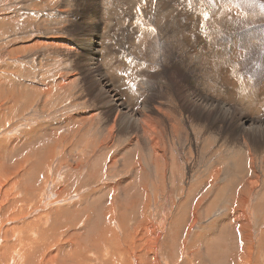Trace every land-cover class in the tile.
Returning a JSON list of instances; mask_svg holds the SVG:
<instances>
[{
    "label": "bare ground",
    "instance_id": "1",
    "mask_svg": "<svg viewBox=\"0 0 264 264\" xmlns=\"http://www.w3.org/2000/svg\"><path fill=\"white\" fill-rule=\"evenodd\" d=\"M25 1L31 5L29 12L33 14L9 17L8 31L13 34L15 30H18L17 25H20L22 21L19 17L25 22H37L39 31L34 36L29 34V37H10L11 39L7 40L8 49L5 50L7 56L11 61L36 57L50 62L52 66L56 65V61L62 63L63 66L57 74H54L48 85L38 84L37 87L18 88L13 80H9L5 89L7 104L5 109L0 108V118L7 114V110L11 111L20 107L19 100L26 90H35L38 98L43 91H47L49 98L55 95L53 86L57 90L68 87L66 89L69 93V89L75 86V98L78 93L82 94L81 91H84V94L88 93L90 98L81 100V104L78 103L79 106L77 103L68 105V112L64 114L65 119L60 120L58 125L66 123L69 128L73 129L77 125L69 135L71 138H67L70 146L72 143L76 146L82 145L79 139L82 135L89 139L85 140L86 148L89 146L97 149L113 148L109 156L110 169L119 176L107 177L106 182L98 187L110 191L112 197L109 194L110 197L105 200L103 225L97 231L99 237H94L92 244L89 245L93 251L92 255L85 248L81 249L79 258L88 264H129V259L133 261L131 264H157L156 242L151 244L147 254L145 252L140 254L137 251L132 254L127 250L134 241L132 240L134 235L130 229L132 226L136 225L132 227V230L142 226L143 231L146 232L151 228V230L157 228L152 222L151 215L146 216L148 208H140V215L139 212L137 215L131 211L127 215L130 220L129 224L124 226L122 225L123 211L121 219L119 216L115 224L114 211L120 208V205L115 207L116 204L112 198L117 197V191L122 182L125 183V187L138 184L144 187L143 184L147 181L143 175L146 173L151 175V179L148 180L150 186L157 188L160 185L163 189L170 183L168 173L170 175L179 173L182 177L188 175L180 171L177 163L174 165L176 158L170 150L172 141L177 144L179 150H186L190 154L191 149L193 151L197 148L201 158L212 160L209 166L198 170L196 177L205 183L201 188L197 187L200 194L198 199L204 197L207 192L210 196L201 199L189 213L177 218L176 221L180 224H178L179 228L174 225L175 235L181 228L184 232H191L189 226H194L196 212L201 211L206 201L218 200V196L229 195V192L234 191L233 200L242 201L240 191L254 195L256 188L260 185L263 188L261 192L264 194V87L257 88L252 80L249 81V85L241 82L238 74L240 67L233 68L240 55L254 48L257 43H264L262 39L264 34L261 37L257 35L251 38L250 33L253 31L251 29L248 34L237 36L235 30L241 24L233 18V10L226 7L223 13L219 10V16L221 15L222 19L216 22L214 16H208L205 8L199 9V17L192 11L193 9L188 10L190 6L184 8V0ZM213 1L215 2L213 8H217L218 1ZM227 2L223 0L222 3L225 5ZM90 3L94 6L93 15L95 14L100 20V26H96L95 21L92 22L87 18V14L91 12ZM43 9L45 16H40L38 12ZM262 9L253 7L248 18L260 19L263 16ZM213 11L215 12L214 9ZM186 14H192L193 17L187 18ZM129 21H135L136 32L143 33L142 42L150 41L147 47H142L145 52L139 57L142 65L139 68L127 57L120 55L114 48L113 42L109 40V33L113 32L117 23L124 25ZM138 23L143 29L139 28ZM97 54H101L100 57H97ZM187 56H190V61ZM84 64L89 66L91 72L97 73L99 78L95 79V76L92 79L86 76L87 79H84L85 84H83L81 75L84 76V74L81 73V67ZM77 65H79V70L74 68ZM98 67L102 71L99 72ZM15 71L11 70L12 73ZM124 73H128L129 76L137 73L139 80L132 79L131 82H127ZM231 79H234V82ZM95 86L98 87L97 90ZM122 95L129 100L127 105H124L126 101ZM2 96L3 90L0 88V99ZM46 101L43 100V104ZM232 105L235 107L233 108ZM82 114L86 117H82ZM252 116L263 119L259 121ZM83 120L85 121L80 123ZM53 137L56 143L62 139L57 134ZM194 138L199 142H194L193 146L191 140ZM8 145L11 153L19 150L20 144L14 138ZM31 148L25 146L22 150ZM54 149L56 146L49 145L42 151L47 154ZM209 150L210 153H208ZM18 155L19 153L16 156ZM44 155L40 152L32 156V161L30 156L19 155L22 158L11 163V170L16 173L20 168L21 176L23 178L31 176L34 182L36 176L41 174V163L44 166L47 160L48 163L50 161L44 158ZM80 165L81 163H78L75 168L80 169ZM88 168L87 166L86 171ZM93 169L95 170V166ZM48 170L47 174L50 172ZM94 170L92 171L94 174L98 173ZM182 177L178 176L179 180L175 177L171 179L177 182V186L179 183L186 185ZM189 181H192L191 177ZM49 182L53 180H48L47 183ZM17 185L13 183L8 187L14 189L15 192L12 200H15L23 191V188L17 190ZM45 185L46 183L44 187ZM26 189L24 194L27 195L29 192L33 198L39 196L40 192L32 194L33 190H28L27 187ZM8 191L4 189L2 199L7 197ZM42 191L45 192L46 188ZM183 193L182 198L185 200L187 190L183 189ZM42 196L40 194V197ZM42 198L45 200L46 197ZM258 198L260 201L263 199L262 196ZM1 201L0 224L4 222L3 220L9 221L11 208L16 207L15 202L1 204ZM1 206L4 208L2 209ZM130 206L129 203L126 208L121 206V209L125 210ZM15 207L13 213L21 215V211ZM78 208V204H75L69 209L64 208V211L71 215L76 211L80 212ZM64 211L63 214H65ZM231 217L234 224L241 225L243 228L248 227L244 214L237 216L236 211L233 210ZM86 218L88 219V216ZM86 218L76 221L77 226H75L81 229ZM182 222L189 223V225L185 227L181 224ZM48 226L36 228L32 225H25L4 230L5 233H2L0 237L1 243L5 242L4 245L0 243V264H85L82 260L74 258L72 254L78 252L77 244L79 243L74 244V250H71L68 244L60 249L52 250L50 246L53 247L61 239H57L56 229L53 228L55 229L53 230ZM7 232H9L8 236ZM28 232L30 234L26 235ZM78 232L79 229H74L72 234L67 233L66 236L69 237L67 240L71 241V236L77 237L75 241L79 240ZM122 232L126 233L124 238L120 236ZM211 232L208 233L212 234ZM17 233L24 243L22 242L17 250L12 251L13 247L16 249V243H14L16 240L13 242L15 245L11 244L13 239L9 243L6 241ZM260 233L264 237V224ZM235 234L236 241L233 243L239 245V248L231 264H264L263 250L261 249L260 252L258 250L261 248L259 242L264 238H258L259 235L256 234L253 241L252 235L241 229H236ZM44 241H47L50 246L42 245ZM138 243L135 246H138ZM190 251L191 255L187 254V257L184 250L183 264H191L195 261V256L192 250ZM217 258L219 257H215V262Z\"/></svg>",
    "mask_w": 264,
    "mask_h": 264
},
{
    "label": "rangeland",
    "instance_id": "2",
    "mask_svg": "<svg viewBox=\"0 0 264 264\" xmlns=\"http://www.w3.org/2000/svg\"><path fill=\"white\" fill-rule=\"evenodd\" d=\"M186 1L184 0L183 2L184 8L190 6L189 8L191 9L188 8V10L193 9L192 11L198 17L200 16L199 9L205 8L204 10L208 13V16H214L216 18V22H219L222 19L221 15L219 16V10H222V13L225 10V7L233 10V18L239 22V24H241V26L235 30L237 36L248 34L251 29L253 30L250 33L251 38H254L257 35L258 37H261L264 34V0H227V5H223V0H217L219 3L217 8H213L215 6V2L213 0ZM20 2L23 3L21 4ZM237 6L240 7L238 8ZM253 7H255V9L263 8V16L260 19L248 18V15ZM19 8L20 10H18ZM90 8L91 12L89 15L87 14V18L90 21H95L94 23L99 24H96V26H100V20L96 18L97 16L95 14L93 15L94 6L91 3ZM29 9H31V5L25 0H0V88L3 90V96L5 97L3 98L2 96L0 99V108L2 109H5V105L7 104V91L5 92V89L9 80H13V83L18 88L31 86L37 87L39 86L38 84H43L42 86L48 85L50 84V80L54 77V74H57L59 69L63 66L62 63L58 61H56L55 66H52L50 62L36 57L33 59H18L17 61H11L7 56L5 50L8 49L7 43L11 38L24 36L29 37L30 35L34 36L37 35V32L39 31V24L37 22H25L23 21L24 19L21 18L23 17L22 15L33 14L29 12ZM38 14L40 16H45L44 9L43 11L38 12ZM14 15H21L19 18L23 22L21 21L20 25H17L18 30H15L12 34V32L8 31L9 26L7 23L9 17ZM186 15L187 18L193 17L192 14ZM135 26V21L126 22L124 25L117 23L113 28V32L109 33V40L113 42L114 48L120 55L127 57L131 62L137 64L139 68L142 66L140 64L139 57L145 52L142 47H147L150 41L142 42L141 38L143 33H137ZM138 26L140 29H143L139 23ZM19 28L22 29L20 30ZM262 39L264 41V37H262ZM100 55L101 54H97V57H100ZM187 57L190 61V56ZM99 67L98 69H100V72L102 70ZM237 67H240L238 74L240 76L239 80L241 82H246V85H249V81L252 80L257 88L264 87V43H257L254 48L240 55L233 66V68ZM74 68L79 70V65L74 66ZM12 69L16 71L12 73ZM81 73L84 74V76L81 75L83 84H85L84 79H87L85 78L86 76L92 79H94L95 76V79L99 78L97 73H94V71L91 72L89 70V66H87V64H84L81 67ZM124 77L127 79V82H131L132 79L139 80L137 79V73H134L133 76H129L128 73H124ZM105 80L107 81L106 78ZM231 80L234 82V79ZM66 88L68 89V87H65L61 90H57L53 86V92L55 95H52L49 98L47 97V91H43L42 95L38 98L35 90H26L23 92V96L19 100L20 107L11 111L7 110V114H4V116L0 118V122L2 124H0V201L3 197L4 189H7L9 190L7 197L2 199L1 204H4L5 202L8 204H11L12 202L16 203V207L13 206L11 208V216L9 217V221L3 220L4 222L0 224V237L2 233H5L4 230L10 228H17L25 225H32L37 228L38 226L49 225V228L56 229V237H58L57 239L60 238L61 240L56 242L53 247L50 246L47 241H44L42 245L48 244V246L53 248L52 250L54 251L68 244L70 245L71 250H74V244L79 243V245L77 244L79 247L78 252H73L72 254L74 258L82 260L79 258L81 249L86 248L88 249L89 254L93 253L91 248H89V245L92 244L94 237H99L97 231L103 225V212L105 210L104 207L106 208L105 200L111 196L110 191L103 190L102 188L98 187H100L99 185L103 182H106L107 177L114 178L115 176H119L113 172L112 169H110L111 166L109 163V156L111 155L113 148L97 149L96 147L92 146L86 148L87 146L85 145V140L89 139L87 137H82V135L79 136L82 145L76 146L74 143H72V146L75 145L74 147L69 145V139L71 138L69 135L72 133V131H74L77 125L73 129L69 128V125L67 126L66 123H63L64 125L61 124L60 126L58 123L65 119L64 114L68 112V105L70 106V104L73 105L77 103L79 106V104H81L80 101L90 98V95L88 93L84 94V91H81L82 94L78 93L75 98L74 90L76 87L72 86L71 89H69L70 93L73 92L71 94L67 92ZM95 89L97 90L98 87L95 86ZM122 97L126 101L124 105H127V101L129 100L124 95H122ZM43 100H47L46 103L43 104ZM233 106L235 107V105H232V107ZM247 112L250 113L249 111ZM82 115V117H86L85 114ZM244 115L247 116V114ZM252 117L259 121H262L263 119L262 117ZM84 121L85 120L81 121L80 123H83ZM55 134H57L59 138H62L58 143H56L55 137H53ZM12 138L18 140L20 144L19 150L15 151L14 153L10 152L8 145ZM194 142L198 143L199 140H195V138L194 140L192 139L191 143L193 146ZM49 145L52 147L56 146V149L51 150L46 154L42 150H45ZM25 146L30 148L31 146L33 147L24 151L22 148ZM96 149L98 151H96ZM170 150L173 152V156L176 158L174 165L177 163L180 171H183L184 175H188L182 177L179 175V173L172 175L168 173V179L170 178V183L166 188L163 189L160 185L157 188L150 186L148 180L151 179V175L146 173L143 175L147 181L143 184L144 187H140L142 184L125 187V183L122 182L121 187L117 191L116 198L119 200L112 198L116 204L115 207L120 205V208H116L114 211V215H116L115 224L117 223L119 216L121 219V212L124 211V216L122 219V225L124 226L125 224H129L130 220L128 219L127 215L131 211L137 215L139 212L140 215L139 209L142 207H147L148 209L146 216L150 217L151 215L153 224L157 226L155 230H151V228L148 230V232L143 231L144 228L142 226H139L136 228V230H132V227H135L136 225L132 226L130 229L133 232L132 234L134 236L132 237L134 239L132 238V240L134 241L131 242V245L127 250L132 254L137 252H140V254L145 252L147 254L150 250L149 248L151 247V244L156 242L157 244H155V250L157 251V264H183L182 261L184 257V250L185 255H189L191 253L190 250H192L195 256V261H193L191 264H196V260L197 264H231L233 261L232 258L238 254L239 248V245L233 243V241H236V229H241L245 233H250L253 237V241L255 240L254 236L256 234L259 235L258 238H264L260 233V229L264 224V194L261 192L263 190L262 185L256 188L254 195H250L246 191H240V197L242 198V201L235 202L233 200L235 194L234 191L229 192V195L218 196V200L204 202L201 211L196 212V221L194 226H189L191 232H184V229L181 228L177 231V235H175L174 225L179 228L178 224H180L176 221L177 218H181L182 214L189 213L201 199L208 198L210 196V194L207 192L204 197L198 199L200 194L197 190V187L201 188L205 185V183L201 182L199 178L196 179V177L198 175V170L201 167L209 166L212 160L201 158L197 148H194L193 151L191 149L190 154H188L186 150H179L177 148V144L173 141L170 143ZM17 152L21 156L22 154L24 156H30L31 161L32 156L38 155L40 152L45 154L44 158L46 157V159H49L50 161L49 163L47 162L48 160L46 161V164H44V166L46 165L45 167L43 166V163H41L43 169L40 168L41 174L39 175L40 177L38 176L40 179L36 176L35 181L32 182L33 180L31 176L28 177L30 179L27 177L23 178L21 176L22 170L20 168H18L16 173L14 170H11V163L13 164L16 162V160L22 158L19 155L16 156L18 154ZM208 153H210V150ZM51 156H53L52 159ZM78 163H81V165L79 166L80 169L77 168V170L75 165L77 166ZM87 166L89 167L88 171H86ZM94 166L95 170L93 169ZM44 168H50V172L47 174L46 171L48 169L45 170ZM93 170L94 172L98 171V173L94 174L92 172ZM178 176L184 178V183H186V185H181L179 183L177 186V182L172 181L171 178L175 177V179H177ZM189 177L192 178L191 182L189 181ZM48 180H53V182L47 183ZM13 183L18 184L17 190L23 188V191L20 192L19 196L15 200H12L15 195L14 189L8 188L9 185ZM44 183H46L45 187ZM26 187L28 190H33L32 194L40 192L39 196L33 198L29 192L27 195L24 194V192L27 190ZM43 188H46L45 192L42 191ZM183 189L187 190V193L185 194V200L182 198L184 194ZM40 194L46 197L45 200H43V196L40 197ZM259 196H262L263 198L261 201L260 198H258ZM122 197H124V201L122 200ZM33 199H35V201ZM129 203L131 206L128 209H121V206L126 208ZM75 204H78V211L80 212L76 211L70 215L69 212L66 213L64 211V208L69 209ZM14 207L21 211V215H15L13 213L15 210H13ZM1 208L3 209L4 206H1ZM233 210L236 211L237 216H239L241 213L244 214L248 227L243 228L241 225L234 224V221L231 217ZM63 211L65 214H63ZM59 213L62 214L60 215ZM86 216H88V219ZM85 218L86 220L84 221L81 229L76 227V221H82ZM225 219L226 222L224 223ZM181 224L185 227L189 225V223L184 222ZM74 229H79V240L75 241L77 237L74 236H71V241L70 239L67 240L69 238L66 236L67 233L72 234ZM150 230L151 232H149ZM209 231H212V234L208 233ZM8 233L9 232L6 233L7 236ZM28 234L30 233L28 232L26 235ZM13 235L14 237L8 239L6 243H9V241L13 239L12 242H10L12 245H15L14 243H16V249L13 247L14 250H12L15 251L20 247L22 242L24 243V241L20 240V237L18 236L19 233ZM120 236L121 238H124L126 233L122 232ZM23 238L24 237H22V239ZM63 240L67 241L63 242ZM185 240L186 243H184ZM59 242L63 245L58 244ZM136 243L139 245L137 244L138 246H135ZM1 244L4 245L5 242ZM17 244H19V246ZM259 245L261 248L258 250L260 252L262 249L264 255V240L259 242ZM54 247L56 249H54ZM215 257H219L217 258V261H221L219 263L217 261L215 262ZM118 258L120 259L119 256ZM129 260V264H131L133 261H131L132 259ZM82 262L88 264L83 260Z\"/></svg>",
    "mask_w": 264,
    "mask_h": 264
}]
</instances>
